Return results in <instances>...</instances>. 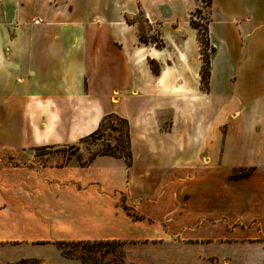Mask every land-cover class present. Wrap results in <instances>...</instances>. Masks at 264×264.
Instances as JSON below:
<instances>
[{"label": "crops", "instance_id": "1", "mask_svg": "<svg viewBox=\"0 0 264 264\" xmlns=\"http://www.w3.org/2000/svg\"><path fill=\"white\" fill-rule=\"evenodd\" d=\"M157 1L0 0V264H86L55 245L80 240L121 241L126 264H264V0H211L206 88L196 0L180 20ZM109 113L130 167L35 161Z\"/></svg>", "mask_w": 264, "mask_h": 264}, {"label": "rangeland", "instance_id": "2", "mask_svg": "<svg viewBox=\"0 0 264 264\" xmlns=\"http://www.w3.org/2000/svg\"><path fill=\"white\" fill-rule=\"evenodd\" d=\"M196 4L198 7L189 15V20H192L199 28L197 36L198 39H200V57L203 55V57L209 59L213 51L212 48L214 49L207 30L209 0H196ZM185 5L186 1L183 0H158L152 7L148 6V9L151 12L153 10V16L159 15L160 19H167L175 15L180 20L184 18ZM144 19H146L144 18V11L139 7L138 11L130 18V21H136L144 26ZM174 29V27L168 25L167 21L162 23L161 31H163L164 35L173 34ZM141 32V37L144 41H157L158 45L162 43L160 36L156 33L153 35H146L144 31ZM117 127L119 128L118 131H111L107 128L100 139H97L98 137L88 139L83 143H77V146L74 148L67 146L38 148L35 150V161L44 166H58L70 162L73 164L82 163L86 161L91 154L106 149V144L108 142L113 144L116 141L115 137L121 138L122 141H124V128L122 125H117ZM121 143L123 144V142Z\"/></svg>", "mask_w": 264, "mask_h": 264}, {"label": "trees", "instance_id": "3", "mask_svg": "<svg viewBox=\"0 0 264 264\" xmlns=\"http://www.w3.org/2000/svg\"><path fill=\"white\" fill-rule=\"evenodd\" d=\"M211 4V0H209V5ZM190 24L196 31L199 32V28L192 20H190ZM200 39H198V42ZM213 50V48H212ZM201 69H200V77L202 82V87L206 88L207 81L209 77V68L210 63L209 59L201 56ZM117 125H122L124 128V141L121 138L115 137V142L111 144L108 142L106 144V149L102 151H97L84 162L79 163L80 166L88 165L97 155H111L115 157H121L124 159L127 167L132 165V156L130 151V136H129V124L128 121L115 114L109 113L102 118L97 129L90 133L87 136L82 137L78 143H83L88 139L98 137L100 139L103 136V132L106 129H110L111 131H118L119 128ZM123 142V144L121 143ZM77 144L67 145V147H76ZM54 147V145L43 146L41 148H49ZM251 168H239L232 172V177H245L248 176L251 172ZM58 250H60L61 254L65 257L76 258L81 260L86 264H126L125 260V252L123 243L119 240H80V241H58L55 243ZM23 261H20L18 264H22ZM30 264H34L30 262Z\"/></svg>", "mask_w": 264, "mask_h": 264}]
</instances>
